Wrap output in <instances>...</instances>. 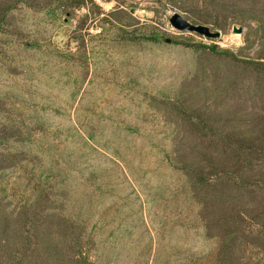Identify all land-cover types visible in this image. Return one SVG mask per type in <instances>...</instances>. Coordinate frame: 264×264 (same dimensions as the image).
Returning <instances> with one entry per match:
<instances>
[{
    "label": "rangeland",
    "instance_id": "1",
    "mask_svg": "<svg viewBox=\"0 0 264 264\" xmlns=\"http://www.w3.org/2000/svg\"><path fill=\"white\" fill-rule=\"evenodd\" d=\"M0 264H264V0H0Z\"/></svg>",
    "mask_w": 264,
    "mask_h": 264
},
{
    "label": "water",
    "instance_id": "2",
    "mask_svg": "<svg viewBox=\"0 0 264 264\" xmlns=\"http://www.w3.org/2000/svg\"><path fill=\"white\" fill-rule=\"evenodd\" d=\"M170 24L179 31L189 30L195 31L206 37L217 38L221 35L220 31H212L211 27L206 24H195L185 19L180 13L175 12L170 17ZM243 27L233 26L234 32H242Z\"/></svg>",
    "mask_w": 264,
    "mask_h": 264
},
{
    "label": "trees",
    "instance_id": "3",
    "mask_svg": "<svg viewBox=\"0 0 264 264\" xmlns=\"http://www.w3.org/2000/svg\"><path fill=\"white\" fill-rule=\"evenodd\" d=\"M208 47L211 48L213 51H218L219 50L218 46H216V45L208 46Z\"/></svg>",
    "mask_w": 264,
    "mask_h": 264
},
{
    "label": "bare ground",
    "instance_id": "4",
    "mask_svg": "<svg viewBox=\"0 0 264 264\" xmlns=\"http://www.w3.org/2000/svg\"><path fill=\"white\" fill-rule=\"evenodd\" d=\"M233 37H235V36H233Z\"/></svg>",
    "mask_w": 264,
    "mask_h": 264
}]
</instances>
